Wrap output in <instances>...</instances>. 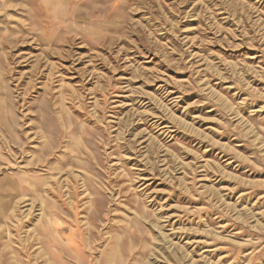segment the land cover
Returning <instances> with one entry per match:
<instances>
[{
	"label": "rangeland",
	"instance_id": "obj_1",
	"mask_svg": "<svg viewBox=\"0 0 264 264\" xmlns=\"http://www.w3.org/2000/svg\"><path fill=\"white\" fill-rule=\"evenodd\" d=\"M0 264H264V0H0Z\"/></svg>",
	"mask_w": 264,
	"mask_h": 264
}]
</instances>
